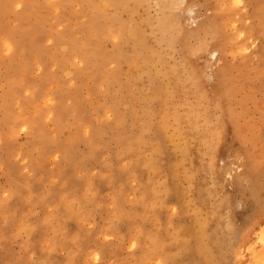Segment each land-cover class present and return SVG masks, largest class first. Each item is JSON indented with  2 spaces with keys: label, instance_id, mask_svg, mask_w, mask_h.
<instances>
[{
  "label": "rangeland",
  "instance_id": "374dc122",
  "mask_svg": "<svg viewBox=\"0 0 264 264\" xmlns=\"http://www.w3.org/2000/svg\"><path fill=\"white\" fill-rule=\"evenodd\" d=\"M159 3H132L140 45L89 42L65 65L85 3L70 23L31 14L38 56L0 34V264H264V0H222L225 16L187 0L167 30Z\"/></svg>",
  "mask_w": 264,
  "mask_h": 264
},
{
  "label": "bare ground",
  "instance_id": "6f19581e",
  "mask_svg": "<svg viewBox=\"0 0 264 264\" xmlns=\"http://www.w3.org/2000/svg\"><path fill=\"white\" fill-rule=\"evenodd\" d=\"M141 1H146V0H21L20 3L24 6V11L21 12L20 14L15 15L16 17L15 25H13L11 29H7L1 24L0 34L2 33H7V34L13 33L14 35L17 34L18 38L22 42V45H24L25 47V54L29 57H32L34 55L38 56L42 52V49L40 48L39 43L41 41V37H43L44 35L43 33H40L39 38L34 37L33 29L36 24H34L33 26L29 24V19H30L31 14L35 13L38 7H41L44 18L53 19L59 23H65V22L70 23L71 16L73 14L76 15L74 11L71 12L73 4L78 5L80 3H85L90 13H87L85 15V21H84L85 28L84 29L86 31V34L81 40L82 43L74 44V46L70 48H63L61 50L59 49V52L61 53L60 59H59L60 64L65 65V64L70 63L72 54L78 52L81 47L85 46L89 42H94L99 48H102V43L104 42L105 39L109 37L110 38L112 37L113 39H117L121 41H123L126 37H132L133 40L136 42V45H140L141 44L140 39L138 40L135 39L136 34H138L139 29L137 28V26L132 25L130 16L133 14L132 3L134 4L137 2H141ZM221 1L222 0H215L216 14L220 16H225L226 13L219 6ZM235 1L237 2L238 0H235ZM15 2H16L15 0H0V5L3 7V9H0V23L3 18H7V13L11 11V6L14 5ZM159 2H160L159 3V8H160L159 22L162 25V29L167 30L170 28V23L166 24L167 18H169L171 22V18L173 15V9H176L177 7L181 6L182 4L187 2V0H159ZM106 5H111L113 7V12L109 15V18L111 20L110 26H105L102 22L106 16L105 8H104ZM66 10H68L69 12ZM206 24H207L206 21H204V18H202L198 22V26L196 28L190 30L184 27L182 29V32L184 35L188 33H192V32L197 31L199 28L204 27ZM65 32L72 33L70 26L65 30ZM66 38H68V36ZM9 44L10 43L7 40H4V41L0 40V48L4 46L5 48H10L11 45ZM223 45H224V37H222V40L216 45L217 52L219 50L221 51V53H223V51L225 50ZM145 46H146V42H143V47ZM100 52L103 54V51H100ZM83 56L85 58L87 57L86 54H84ZM100 63H101V60L99 59L96 62H91V66L94 69H96L99 67ZM25 84L30 86L31 90L36 91L37 93H43L47 91L49 87V80H47L46 78H42L39 81H31L29 80V78H27V80H25ZM137 178H138L137 187L139 189L141 188L145 189L148 196H150L151 194L156 196L155 187L149 184L146 185L147 181L151 179L150 176H146V177L138 176ZM68 209H70L69 206L60 207V210H63L64 212H67ZM147 213H150V212H147ZM39 223L47 224V222H45L43 219L40 220ZM189 247H190V243H189ZM190 250L192 252V248H190ZM200 255L202 256V253ZM174 258H175L174 259L175 261L176 257ZM165 261H167V259ZM181 261L183 262L182 259ZM181 261L180 262L177 261L176 264L181 263Z\"/></svg>",
  "mask_w": 264,
  "mask_h": 264
}]
</instances>
